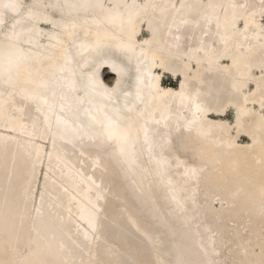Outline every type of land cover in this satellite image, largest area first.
<instances>
[{
    "label": "bare ground",
    "instance_id": "6f19581e",
    "mask_svg": "<svg viewBox=\"0 0 264 264\" xmlns=\"http://www.w3.org/2000/svg\"><path fill=\"white\" fill-rule=\"evenodd\" d=\"M263 18L0 0V264H264Z\"/></svg>",
    "mask_w": 264,
    "mask_h": 264
},
{
    "label": "rangeland",
    "instance_id": "374dc122",
    "mask_svg": "<svg viewBox=\"0 0 264 264\" xmlns=\"http://www.w3.org/2000/svg\"><path fill=\"white\" fill-rule=\"evenodd\" d=\"M260 24H262L263 27H264V18H263V20L260 21ZM263 30H264V29H263ZM104 79H105V81L108 80L106 77H105ZM163 84H164V85L176 86V83H175L173 80H171L170 78H168V77H164V79H163ZM228 119H229V120H232V119H233L231 114H229ZM244 141H245V140L242 139V142H244ZM42 169H43V168H41V172H42ZM39 188H40V177H39V181H38V184H37V190H36V193H35V196H36V197H37V195H38L39 192H40V191H39ZM213 205H217V203L215 202ZM217 206H218V205H217ZM228 224H230V223H228Z\"/></svg>",
    "mask_w": 264,
    "mask_h": 264
}]
</instances>
